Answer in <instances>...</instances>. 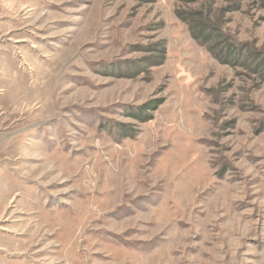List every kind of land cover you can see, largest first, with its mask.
I'll return each instance as SVG.
<instances>
[{
    "label": "rangeland",
    "instance_id": "obj_1",
    "mask_svg": "<svg viewBox=\"0 0 264 264\" xmlns=\"http://www.w3.org/2000/svg\"><path fill=\"white\" fill-rule=\"evenodd\" d=\"M0 264H264V0H0Z\"/></svg>",
    "mask_w": 264,
    "mask_h": 264
},
{
    "label": "trees",
    "instance_id": "obj_2",
    "mask_svg": "<svg viewBox=\"0 0 264 264\" xmlns=\"http://www.w3.org/2000/svg\"><path fill=\"white\" fill-rule=\"evenodd\" d=\"M187 21H189L191 28L193 29V35L195 37L203 36L207 39L214 31V28L210 22H208L207 17L204 16L202 10H193L187 14ZM204 30H212L210 33L205 32ZM215 33V31H214Z\"/></svg>",
    "mask_w": 264,
    "mask_h": 264
}]
</instances>
